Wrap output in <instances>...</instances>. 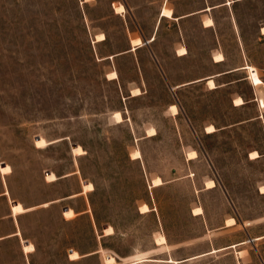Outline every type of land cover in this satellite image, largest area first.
I'll list each match as a JSON object with an SVG mask.
<instances>
[{
  "label": "rangeland",
  "instance_id": "1",
  "mask_svg": "<svg viewBox=\"0 0 264 264\" xmlns=\"http://www.w3.org/2000/svg\"><path fill=\"white\" fill-rule=\"evenodd\" d=\"M163 4L0 0V171L35 207V264H179L162 259L208 247L193 209L223 243L242 235L216 230L226 217L264 216V0ZM257 244L242 264H264ZM229 252L184 264H239ZM0 264H23L16 240Z\"/></svg>",
  "mask_w": 264,
  "mask_h": 264
},
{
  "label": "crops",
  "instance_id": "2",
  "mask_svg": "<svg viewBox=\"0 0 264 264\" xmlns=\"http://www.w3.org/2000/svg\"><path fill=\"white\" fill-rule=\"evenodd\" d=\"M166 1L167 0H165V4L162 5L161 11H162L163 7H166ZM120 4H123L125 6V8H127L126 3H120ZM215 7H217V6H213L212 8H215ZM206 8H204L198 12H195V13L180 16L179 18H184L187 16H191L193 14H196V13H201V12L207 11ZM115 10H116V6H115ZM159 18L160 19L158 21V25L160 23L161 18H164V16H162L161 12H160ZM158 25L156 27V30L153 32V34L149 38H146L142 34H138L137 31H135V30H131V36L129 37V42L132 43V40L135 38H138V37H140L144 42H147V43L156 41V39H157V33L156 32L158 29ZM263 26L260 27V32L262 34H264L262 32ZM97 35L98 34H96V36ZM153 35L156 38L152 41H149ZM106 40H107V38H106ZM100 42H103V41H100ZM141 47H143V46H141ZM141 47H139V48H141ZM235 70H237V69H235ZM211 77H213V76H211ZM259 157H257V158H259ZM251 159H256V158H251ZM6 164L7 163H5V162L0 163V165H6ZM12 171H13V169H12ZM10 173H12V172H10ZM10 173L4 175L0 171V246L4 245L6 242H9L11 240H16L18 242L19 249H20V251H22V254H23V264H35L33 261V254L37 251L38 245L36 243H34L31 239H28L24 236V229H23V225L21 222V215L28 213L30 211H33L35 209V207L27 206L24 202L17 201L12 197V195H11L12 190H11L10 185L8 183V175ZM262 185H264V183ZM262 185H260L258 187V192L261 195H264V191L261 190ZM76 195H78V194H76ZM71 196H69V197L73 198ZM57 201H58V199L51 201V202H48V203L50 204V203H54ZM18 202H21L23 204V206L28 210H26L25 212L15 214L13 212L12 207L14 204H17ZM68 208H71V207L65 208L64 211L67 210ZM193 210H192V214L194 216H199L203 220L205 230L201 235V239L204 241H207L208 247L206 249H204L200 253H196V254L181 257V258L168 257L166 259H162V258H152L148 255L144 256V257L152 258V259H162V260H164V262H167L166 260H168L169 258H173L175 260L180 261L179 264H184V263H188L189 261H193L194 259L207 257L210 255L218 254L222 251L229 250L230 254H234L235 257H237L238 263L242 264V261L240 260V258H242V256L245 255L246 253L251 254L250 250L253 247L254 248L258 247L257 241L264 240V216L249 219V220L241 219L240 216H238L237 214H232V215L226 217L222 226L218 227L216 230H218V231H221V230H224V231H227V230L240 231L242 233V235H241V237H239L237 239L223 243V242L219 241L217 236L211 235V236H209V238H206L207 234H210V233L215 231L212 228V226L210 225V218L205 214L204 210L201 214H195L193 212ZM230 218H235V222L232 224H228V219H230ZM25 243L34 244L35 250L32 252H26L24 250V244ZM165 244L171 245V243L168 240ZM158 245H163V244H158ZM247 245H250V246L248 247ZM74 250L75 249H70L69 252L71 253ZM214 250H216V251H214ZM258 250H259V253L261 255V261L264 262V252H262V250L260 248ZM98 252H99V250H95V251H92L91 253L81 255L80 258L92 256ZM243 253H245V254H243ZM198 255H200V256H198ZM80 258H78V259H80ZM136 259L137 258L132 259V260H127L123 264H131L132 261H134ZM72 260H74V259H72ZM147 261H149V260H147ZM152 261H159V260H152ZM117 263H118V261H117Z\"/></svg>",
  "mask_w": 264,
  "mask_h": 264
},
{
  "label": "bare ground",
  "instance_id": "3",
  "mask_svg": "<svg viewBox=\"0 0 264 264\" xmlns=\"http://www.w3.org/2000/svg\"><path fill=\"white\" fill-rule=\"evenodd\" d=\"M164 14V13H163ZM208 84L209 85H211V86H215V81L213 80V79H210L209 81H208ZM235 103H236V105H242V104H244V98L242 97V96H239V97H237L236 99H235ZM173 109L176 111L177 110V108H176V106H173ZM208 128V131H211V132H213V131H215L216 130V128H215V126L214 125H210V126H208L207 127ZM37 139H39V138H37ZM36 139V140H37ZM77 147V146H76ZM73 148H75V147H73ZM257 152H254V153H251V154H253L254 156H255V154H256ZM191 156H193V157H196L197 156V151H192L191 152ZM208 185L209 186H215V181L212 179V180H210L209 182H208ZM14 205H16V204H14ZM69 209V208H68ZM67 209V210H68ZM195 212H197V214L199 213H202L203 212V209H202V207H200V208H198V209H196L195 210ZM231 221L234 223L235 222V218H232L231 219ZM108 228V227H107ZM73 252V251H72ZM111 255H106V258H109Z\"/></svg>",
  "mask_w": 264,
  "mask_h": 264
}]
</instances>
